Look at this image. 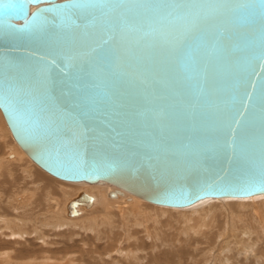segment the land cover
Masks as SVG:
<instances>
[{"label":"water","instance_id":"1","mask_svg":"<svg viewBox=\"0 0 264 264\" xmlns=\"http://www.w3.org/2000/svg\"><path fill=\"white\" fill-rule=\"evenodd\" d=\"M67 2L0 0V109L39 166L176 208L264 194V0L167 36Z\"/></svg>","mask_w":264,"mask_h":264},{"label":"bare ground","instance_id":"2","mask_svg":"<svg viewBox=\"0 0 264 264\" xmlns=\"http://www.w3.org/2000/svg\"><path fill=\"white\" fill-rule=\"evenodd\" d=\"M59 1H64V0H59ZM1 110V109H0ZM2 112V111H1ZM1 113H0V120L2 122V117H1ZM4 117V115H3ZM5 119V118H4ZM6 121V120H4ZM0 122V148H2V144H6V139L4 141V143H2L3 141H1V137L2 135L4 136V133H5V136L9 135L7 129L5 128V126ZM8 125V124H7ZM9 127V126H8ZM10 129V128H9ZM11 131V130H10ZM12 134V132H11ZM13 136V135H12ZM3 138V137H2ZM11 138V137H9ZM14 138V136H13ZM15 139V138H14ZM12 141V140H9V142ZM16 141V140H15ZM17 142V141H16ZM18 144V143H17ZM11 145V143H10ZM6 146L4 147L5 150H7V152L9 154H11L13 151H15L16 153H19L18 150H14V148H11V146ZM19 145V144H18ZM20 146V145H19ZM21 147V146H20ZM22 151L24 152V154H26L35 164L36 166L38 165L24 150L23 148H21ZM1 151V150H0ZM15 154V153H14ZM22 154V153H21ZM20 154V155H21ZM23 154V155H24ZM5 156L2 155L1 157ZM7 156V155H6ZM13 156V155H12ZM10 157V156H8ZM14 157V156H13ZM18 159V158H17ZM26 159V158H25ZM4 160V158H3ZM7 160V159H6ZM5 160V164L2 165L1 164V167H3V169L1 168V170H3L2 174L0 175V187H3V190L5 188V185H10L12 187H14L15 189V192H17V189H19L21 187V184L24 182L25 183V187H24V190L23 192L27 189V191H29V195H30V199L26 202V203H23L22 206V210L20 208L17 209L19 210V212L16 210L17 213V217L18 220L20 219V217H23L25 219H29L26 221L23 219V221H21L22 223H18L17 226L19 225L20 229H19V232L20 234H37V238L36 239H40L41 238H44L42 239L45 244L46 243H50L51 241L49 242H46V237L49 236L51 234H54V236L56 237V235L58 236H62V234H60V231L63 229V227H70V231L71 232H74L72 233L73 236H71V232H70V236L71 238L69 239V242L71 243L72 240H74V245H78L77 247L81 246V249L82 250H88L90 249L91 247V251L92 252H89V254H91V256H93L96 252V250L94 248H97L98 246V243L101 242V241H106V243H109L110 241L114 240L115 237L113 234H115V232H117L118 229L121 230V227L124 226V229L126 228L127 230V235L130 240H133L134 241V245L136 246L134 250H132V246H128L127 248H121L119 251L115 250V249H112L111 251V254H110V257L112 258V260L114 261L117 260L116 257L113 255L117 253H119L121 251L120 254H124L125 256H128L132 259L133 263L134 264H144V259L147 257V264H156L155 262V255L153 253L154 249H155V246H156V242L157 241H160L161 245L160 246H167V247H170L171 249H173V246L175 248V244H177V242L182 245L181 247V251L178 250L179 254H178V257H173V259L171 258L172 256H169L167 254L166 258H165V262H163L164 264H175L174 262V259L178 261L177 264H183V262H181V260H185V259H189L190 256V252L191 250H189L187 247H190L191 245H194L195 244H205V242L209 241V243L211 242V240L213 239V237H215V239L217 240L218 237L221 238L220 240L224 242L225 246L227 245L228 247L231 248V253H233L231 256H228L226 258L230 259V260H233L234 259H238L239 261V258L237 256L240 257V250L237 249L236 252H233L234 249L233 247L235 246V244L233 245L232 243L233 240H229L230 238H233V237H237L236 235H232L231 236H226L229 233H232V228L233 227H236V224L238 222L241 223L242 227H241V231H245L246 232H243L244 234L247 233V236L248 238H246L245 236L243 237V234L242 232H240L242 235H241V240L243 241L244 244L248 245V247L252 250H257L255 248V246L258 245L257 241H258V238L262 239L263 237L261 235L264 236V198H263V201H255L256 199H254V201H252L251 199H243V198H223V199H226L224 200V204H228L227 207H230V208H235V207H240V208H246L248 206V203H244L246 201H252L253 205V211L255 210L256 213L253 214V216H256V217H253L252 220L254 221L255 223V227L253 228L251 225L252 224H249V222L246 223V221L244 220H240L239 219V214L236 213L235 211H232L231 213H227V215L224 214V212H222L220 210V208L218 207V205H212L211 203V200L208 201V200H205L203 201L202 203H200L199 205H197L195 208V210L191 213H182V212H179L177 211L178 209L180 208H176V207H169V206H163L162 205H158V204H154V203H151L143 198H141L140 196H138L137 194L129 191V190H126L123 186H115V185H112V184H109L113 187H117L118 190H116L115 192H113L115 194V196H112L111 194H108L107 193V189L105 188H96L97 191H95L92 187H95V186H91V187H88L85 189V191H87L88 193H93L94 196L92 195H89V196H92L93 197V202H89L88 199L86 197H84L83 199H80L81 195H82V192L79 193L75 198L71 199L68 203H67V200L71 197L70 195L66 194L64 192V189L61 185H58V183H56V181H53L52 178L49 179L51 180L49 183L48 181H45V179H48L46 177H44L42 174H39L41 177L45 178L44 180H41L40 179H36L37 181L41 180V186L39 188H36L35 186L37 185H34V182L31 183V181H25V178H21V181H18V179H14L15 178V174L16 172H20L22 174H26L25 170L23 169L24 166H22V164L20 165L21 167L17 168L16 164L13 165V162L11 161H6ZM11 160V159H10ZM13 160V159H12ZM18 161V160H17ZM2 162V161H0ZM21 162V160H20ZM24 162V161H23ZM19 163V162H18ZM25 165V164H24ZM39 166V165H38ZM40 168H42L41 166H39ZM25 168V167H24ZM43 169V168H42ZM23 170V171H22ZM44 170V169H43ZM38 171V170H37ZM45 172H47L46 170H44ZM1 173V172H0ZM48 174H50L49 172H47ZM35 176H36V173H34ZM51 175V174H50ZM34 176V177H35ZM53 176V175H52ZM55 177V176H54ZM19 178V177H18ZM37 178V177H36ZM42 178V179H43ZM57 178V177H55ZM24 179V180H23ZM28 179V178H27ZM59 179V178H57ZM59 180H62V179H59ZM62 181H65V182H70V181H66V180H62ZM61 181V182H62ZM55 182L56 185H53ZM23 183V184H24ZM53 183V184H51ZM72 183H79V182H72ZM83 183V182H81ZM85 183V182H84ZM88 183V182H87ZM91 184V183H90ZM104 184H108V183H104ZM56 186V187H55ZM98 186V185H97ZM17 188V189H16ZM56 188V189H55ZM22 189V188H21ZM55 189V191H53ZM64 189V190H63ZM68 190V189H67ZM79 191V190H78ZM77 192V191H76ZM75 192V193H76ZM127 193L130 195V197H124V199H121L119 201H109L107 200V196L108 198L110 199H116L120 196H124V193ZM5 193V192H4ZM73 193V194H75ZM110 193V192H109ZM7 194L8 195H11L13 194L12 193H5V195ZM16 194V193H15ZM14 194V195H15ZM264 194H260V195H257V196H263ZM75 196V195H74ZM132 196V197H131ZM10 197H13V196H10ZM252 197H255V196H252ZM247 198H250V197H247ZM255 198H259V197H255ZM80 199V200H79ZM206 199H217V198H206ZM12 200V199H11ZM19 200V199H18ZM76 200H79L80 201V204H78L77 206H74L73 207V210L77 213L76 215H72L71 214V207H70V203L71 201H76ZM97 200V202H96ZM106 201V203H105ZM139 201H142V202H145L143 203L142 206H140V208H142L144 211L146 210V214L143 215L141 213H138V214H135L133 212V209H132V206L131 205H124L125 202H132L134 204V207H135V204ZM202 201V200H201ZM208 203H205L207 202ZM213 201V200H212ZM102 202V203H101ZM200 202V201H199ZM235 202H241V203H235ZM148 203V204H147ZM198 203V202H197ZM102 204V205H101ZM112 204H121V211L122 213H119L117 214L116 212H112L110 214H107L106 213L104 214L103 212V215L100 213V214H97V212H99V210L103 207H105L104 210L108 211L110 208H111V205ZM196 204V203H195ZM236 204V205H235ZM263 204V205H261ZM12 205V208L13 211L15 212L14 210V207H13V204ZM16 205V204H15ZM19 205V204H18ZM194 205V204H193ZM17 206V205H16ZM95 206V207H94ZM137 206V205H136ZM192 206V205H191ZM94 207V208H93ZM103 207V208H104ZM139 207V206H138ZM190 207V206H188ZM217 207V208H215ZM255 207V209H254ZM93 208L92 211L90 212H86L87 210H91ZM186 208V207H184ZM137 209V208H136ZM183 209V208H182ZM248 209V208H247ZM205 210H208L205 212ZM213 210H217V212L221 213L222 217L225 218L226 216L229 217L228 219L230 220L228 222V225L226 227V224H225V221H224V224H219L216 220L217 217H212L210 219H207V215H205L206 213H209L211 214V212ZM234 210V209H233ZM239 210V209H238ZM64 211H65V214H66V218L65 219H68V220H65L63 218H61L60 216L63 217V214H64ZM251 211V210H250ZM205 212V214H204ZM216 212V214H217ZM13 213V212H12ZM109 213V212H108ZM252 213V212H251ZM81 214H83V216L81 218H83L84 216L86 215H89V214H97V215H94L93 216V219L91 221L88 220V223H86V219L87 217H84V225L79 224V222L81 221H76L75 218L73 219H70V218H67V217H79ZM204 214V215H203ZM209 214V215H210ZM8 215V214H7ZM12 215V214H11ZM9 216V215H8ZM14 216V215H13ZM26 216H28L26 218ZM166 216L168 217L170 220H168V222H166V224H162L161 220L162 218ZM217 216V215H216ZM10 217V216H9ZM195 217V218H194ZM250 217V216H249ZM221 218V217H220ZM246 218V217H245ZM8 219V218H7ZM11 219L12 216H11ZM89 219V218H88ZM164 219V218H163ZM226 219V218H225ZM227 219V220H228ZM258 221H257V220ZM15 220V219H14ZM13 220V221H14ZM21 220V219H20ZM55 221V223H53L52 225L48 224L50 221ZM70 220V221H69ZM73 220V221H72ZM83 220V219H82ZM124 220V221H123ZM17 220H15V224L17 223L16 222ZM34 221L36 222L35 225H32L34 224ZM167 221V220H166ZM176 222L178 227H174V231L177 232V234L175 235V237H170V238H166L164 235L165 233L163 232V229L162 228H166V227H172V224L173 222ZM253 221H250V222H253ZM165 222V221H164ZM12 223V222H11ZM27 224V225H26ZM32 226H31V225ZM37 224V225H36ZM152 224L154 225L155 229L154 231L151 232V229H149V226L148 225H151ZM175 224V223H174ZM217 224V225H216ZM38 225H41V226H38ZM221 225V226H220ZM3 226V225H2ZM14 226V225H13ZM175 226V225H174ZM254 226V225H253ZM11 227H12V224H11ZM10 227V224H8L5 228L8 229V230H11L12 228ZM153 227V226H152ZM31 228V230H30ZM52 230V231H49L48 230ZM62 228V229H61ZM60 231H56V230H59ZM68 229V228H67ZM66 229V230H67ZM76 229L79 231H76ZM135 229H138L140 231H137ZM171 229V228H170ZM41 230H46L44 231L43 233L47 234L46 237L43 236V233L41 232ZM153 230V229H152ZM165 230V229H164ZM56 231V232H54ZM63 231V230H62ZM61 231V232H62ZM76 231V232H75ZM173 231V230H172ZM15 232V231H14ZM18 232V233H19ZM22 232V233H21ZM64 232V231H63ZM68 233V232H67ZM119 233V232H118ZM13 234L15 233H11L9 236L12 237ZM136 234V235H135ZM6 233L2 232V235L0 236L2 238V236L6 237ZM183 235H187V238L184 239ZM256 237H253L255 236ZM22 236V235H21ZM35 236V235H34ZM259 236V237H258ZM19 237V236H17ZM29 237V236H28ZM196 237V238H194ZM239 237V236H238ZM0 238V240H1ZM16 238V237H15ZM24 238V236H23ZM34 238V237H33ZM58 238V237H57ZM69 238V237H68ZM245 238V240H244ZM49 240V238H47ZM62 239V238H61ZM65 239V238H64ZM207 239V240H206ZM239 238H235V243L237 244V241H238ZM25 240V239H24ZM63 240V239H62ZM205 240V241H203ZM215 240V241H216ZM6 241V240H5ZM240 241V240H239ZM16 242V241H15ZM40 242V241H39ZM63 242V241H62ZM61 242V243H62ZM68 242V241H67ZM72 242V243H73ZM80 242H82L80 244ZM214 242V240H213ZM212 242V243H213ZM259 242V241H258ZM1 243V242H0ZM21 243V242H20ZM252 243V244H251ZM2 244V243H1ZM41 244H44V243H41ZM44 244V245H45ZM52 244V243H51ZM56 244V243H55ZM68 244V243H66ZM214 244V243H213ZM53 245V244H52ZM59 244H57L58 246ZM190 245V246H189ZM208 245H211L208 244ZM233 245V246H231ZM262 245V244H261ZM43 246V245H42ZM46 246V245H45ZM49 246V245H48ZM56 246V245H55ZM56 246V247H57ZM82 246H85V247H82ZM96 246V247H94ZM159 246V245H158ZM75 247V246H74ZM94 247V248H93ZM121 247V246H120ZM180 246H178L177 249H179ZM247 247V246H246ZM61 248V247H60ZM64 248V247H63ZM223 248V247H222ZM220 248V250L222 249ZM237 248V247H236ZM239 248V247H238ZM244 248V247H243ZM66 249V248H65ZM64 249V251H65ZM168 249V248H167ZM197 249H198V246H197ZM207 249V248H206ZM210 249V248H209ZM212 249L214 248H211L210 251H212ZM229 249V248H228ZM4 250V249H3ZM47 250V249H46ZM49 250V248H48ZM146 250H150L151 252L150 255H145V252ZM157 250V249H156ZM196 250V249H195ZM223 250V249H222ZM230 250V249H229ZM75 251V250H74ZM168 251V250H167ZM175 251V250H174ZM177 251V250H176ZM2 252V251H1ZM53 252V251H52ZM78 252V251H77ZM86 252V251H85ZM88 252V251H87ZM148 252V251H147ZM172 252V251H171ZM194 252V250H193ZM226 252V251H225ZM247 252V250H246ZM252 252V251H251ZM3 253V252H2ZM50 253V252H49ZM71 253V252H70ZM75 253V252H73ZM196 253V252H195ZM194 253V254H195ZM220 253V251H219ZM228 253V252H227ZM226 253V254H227ZM230 253V252H229ZM230 253V254H231ZM43 254V253H42ZM46 254V253H45ZM60 254V253H59ZM72 254V253H71ZM78 254V253H77ZM80 254V253H79ZM78 254V255H79ZM99 254V253H97ZM107 254V253H106ZM105 254V255H106ZM193 254V253H191ZM222 254H223V251H222ZM1 255V254H0ZM51 255V254H50ZM64 255V254H63ZM83 255V254H82ZM113 255V256H111ZM177 255V254H176ZM183 255H187L186 258H184ZM258 255V254H256ZM5 256V255H4ZM33 256V255H32ZM45 256V255H44ZM73 257V255H70ZM81 256V255H80ZM107 256V255H106ZM162 256V255H161ZM189 256V257H188ZM194 256V255H193ZM61 257V256H60ZM65 257V256H64ZM94 257V256H93ZM158 257V256H157ZM63 258V257H62ZM61 258V259H62ZM75 258V256L73 257ZM86 258V257H85ZM100 258V257H99ZM160 258V257H159ZM4 259V258H3ZM7 259V258H5ZM28 259V258H27ZM31 259V258H29ZM28 259V260H29ZM33 259V258H32ZM31 259V260H32ZM35 259H38L37 257ZM41 259V263L44 264V262H42V258H39ZM52 259V258H51ZM60 259V260H61ZM68 259V258H67ZM65 259V261L67 260ZM223 259H225L223 257ZM256 259V257H255ZM34 260V259H33ZM55 260V258H54ZM69 260V259H68ZM72 259H70V262H73V260L71 261ZM76 260V258L74 259ZM90 260V259H89ZM163 260V259H162ZM190 260V259H189ZM219 260V259H218ZM2 261V260H1ZM47 261V260H46ZM64 261V262H65ZM145 261V262H146ZM186 261V260H185ZM225 261V260H224ZM228 261V260H226ZM28 262V261H27ZM26 262V264H28ZM38 262V261H37ZM50 262V260H49ZM47 262V263H49ZM58 262V261H57ZM60 262V261H59ZM94 262V261H92ZM218 262V261H216ZM221 262V261H219ZM9 263V262H8ZM25 263V262H24ZM24 263H21V264H24ZM31 262H29L30 264ZM40 263V262H38ZM46 263V262H45ZM46 263V264H47ZM52 263V262H51ZM55 263V262H54ZM117 263V262H116ZM226 264H228V262H224ZM234 263V262H233ZM241 263L243 264H248V263H245L244 261H242ZM251 263V262H249ZM69 264V262H68ZM73 264V263H72ZM236 264V263H235Z\"/></svg>","mask_w":264,"mask_h":264},{"label":"rangeland","instance_id":"3","mask_svg":"<svg viewBox=\"0 0 264 264\" xmlns=\"http://www.w3.org/2000/svg\"><path fill=\"white\" fill-rule=\"evenodd\" d=\"M0 113L2 114L1 115V119H2V122H1V120H0V122L5 126V128L7 129V131H8V133H9V135L10 136H8L7 137V135L5 136V133H4V136L2 135V137H1V141H3L2 143H4V141L6 140V139H8V140H6L5 142H6V144L4 143V144H2V148H0V161H2V162H0V163H2V165H4L6 162H5V160L6 161H11V162H13V165H15L16 163V166H17V168H19V167H21L20 165L22 164V166H24L23 167V169L25 170V172H26V174H22L21 172H20V174H19V172H16V174H15V178L14 179H18V181H21V178H25V181L27 180L28 182L29 181H31V183H33L34 182V185H37V186H35L36 188H39L40 186H41V180H44L45 178H43V177H41L39 174H42L44 177H46V178H48V179H45V181H48V183L51 181V180H49V179H51L52 178V180L53 181H56V183H58V185H61L64 189H66V190H64V192L66 193V194H68V195H70L71 197L67 200V203L71 200V199H73V198H75L79 193H87V194H89V195H92V196H94V194L93 193H88L87 191H85V189L86 188H88V187H91V186H95V187H92L95 191H97L96 190V188H105V189H107V193L108 194H112L113 192H115L116 190H118L117 189V187L115 188V187H113V186H111V185H109V184H104V183H98V184H90V183H87V182H83V183H81V182H79V183H72V182H65V181H62V180H59V179H57V178H55L54 176H52V175H50V174H48L47 172H45L42 168H40L38 165L36 166V164L26 155V154H24V152L22 151V149H21V147L17 144V142L15 141V139L13 138V136H12V134H11V131H10V129H9V127H8V125H7V122L6 121H4L5 119H4V117H3V113L1 112V110H0ZM9 137H11V138H9ZM9 140H12V141H10L9 142ZM10 143H11V145H12V147L11 148H14V150H18V152L19 153H16L15 151H13L11 154H9L8 152H7V150H5V148L4 147H6V146H9L10 145ZM10 145V146H11ZM15 153V154H14ZM22 153V154H21ZM5 154V156H3V157H1L2 155H4ZM21 154V155H20ZM24 154V155H23ZM7 155V156H6ZM14 157H13V156ZM8 156H10V157H8ZM3 158H4V160H3ZM18 158V159H17ZM26 158V159H25ZM11 159V160H10ZM13 159V160H12ZM18 160V161H17ZM20 160H21V162H20ZM24 161V162H23ZM16 162V163H15ZM19 162V163H18ZM25 164V165H24ZM3 169V167H1V164H0V169ZM38 170V171H37ZM3 170H1L0 172V175L3 173L2 172ZM23 171V170H22ZM34 173H36V176H35V174ZM35 176V177H34ZM19 177V178H18ZM21 177V178H20ZM37 177V178H36ZM28 178V179H27ZM41 178V180H39V181H37L36 179H40ZM43 178V179H42ZM24 180V179H23ZM62 181V182H61ZM1 182V181H0ZM24 183V182H23ZM21 184V187L19 188V189H17V192H15V189H14V187H12V186H10V185H5V188H4V190H3V187H0V236L2 235V232H4V233H6L7 235H6V237L4 236H2V238H1V240H0V242L2 243H0V264H21V263H24V264H26V262L29 264V262H31L30 264H42L41 263V259H39V258H42L43 260H42V262H49V260H50V262L49 263H47V264H68V262H69V264H134L133 263V261H132V259L130 258V257H128V256H125L124 254L122 255V254H120L121 253V251L119 252V253H117V255L116 254H114L113 253V255L116 257V259L117 260H115L114 259V261L112 260V258L110 257V254H111V251H112V249H115V250H117V251H119L121 248H127L128 246H132V250H134L135 249V245H134V241L133 240H130L129 238H127L128 237V235H127V230H126V228L124 229V226H122L121 227V230L120 229H118L117 230V232H115V234H113L114 235V237H115V239L114 240H112V241H110L109 243H106V241H101V242H99L98 243V246H97V248H94V247H96V246H94L93 248L96 250V252H95V254L93 255V256H91V254H89V252H92L90 249H88V250H82L81 249V246H79V247H77L78 245H74V240H72L71 241V243L69 242V239L71 238V236H73V234L72 233H74V232H71L70 231V227L68 226H66V227H63V231L61 232L60 231V229L59 230H56V231H60V234H62V236H58V235H56V237L54 236V234H51L50 235V237L49 236H47V234H45V233H43L44 231H46V230H41V232L43 233V236L44 237H46V242H49V241H51L50 243H46L45 244V242L42 240V239H44V238H41V240L39 239H36L37 238V234H20V232H19V229H20V227H19V225L17 226V224L20 222V223H22L21 221H23V219L24 220H28L29 219V217L28 216H26V218L28 217V219H25L24 217H23V219H22V217H20V219L18 220V218H16L17 217V213L19 212V210H20V208H21V210H22V204L23 203H26L29 199H30V195H29V191H27V189L23 192V190H24V185H25V183L24 184ZM54 183V184H53ZM53 183H51V184H53V185H56V183L55 182H53ZM91 185V186H90ZM98 185V186H97ZM56 187V186H55ZM22 188V189H21ZM56 189V188H55ZM55 189L53 190V191H55ZM68 189V190H67ZM79 190V191H78ZM77 191V192H76ZM12 193L13 192V194H11V195H8L7 196V194L5 195V193ZM76 192V193H75ZM110 192V193H109ZM16 193V194H15ZM73 193H75V194H73ZM124 193V192H123ZM15 194V195H14ZM75 195V196H74ZM10 196H13V197H10ZM95 197V196H94ZM124 197H130V195L129 194H127V193H124V196L122 197V196H120L119 195V197L118 198H116V199H110V198H108V196H107V200H109V201H119V200H121V199H124ZM132 197V196H131ZM255 197H259V198H255ZM255 197H250V198H243V199H251L252 201H254V199H256L255 201L257 202H259V201H263V198H264V195L263 196H255ZM254 198V199H253ZM12 199V200H11ZM19 199V200H18ZM95 199H96V197H95ZM205 200H208V201H210L211 200V203H212V205H218V207L220 208V210L222 211V212H224V214L225 215H227V213H231L232 211H235L236 213H238L239 214V219L240 220H244V221H246V223L247 222H249V224H252L251 226L254 228L255 227V223H254V221L252 220V218L253 217H256V216H253V214L254 213H256V211L254 210L253 211V207H252V205H253V203H252V201L250 200H248V201H246V202H244V203H248V202H250L249 204H248V206L246 207V208H240V207H233V208H230V207H227V205L228 204H224V203H226V202H224V200H226V199H205ZM205 200H202V201H200V202H198V203H196V204H194V205H192V206H190V207H186V208H180V209H178L177 211H179V212H182V213H191V212H193L196 208V206L197 205H199L200 203H202L203 201H205ZM213 200V201H212ZM208 201L207 202H205V203H208ZM72 202V201H71ZM96 202H97V200H96ZM102 203V202H101ZM105 203H106V201H105ZM143 203H145V202H142V201H139V202H137L136 204H135V207H134V204L132 203V202H125V204L124 205H133L132 206V209H133V212L135 213V214H138V213H141V214H143V215H145L147 212H146V210L144 211L142 208H140V206H142L143 205ZM235 203H241V202H235ZM11 204H13V207H14V210H15V212L13 211V209H11L12 208V205ZM17 206H16V205ZM19 204V205H18ZM148 204V203H147ZM102 205V204H101ZM121 204H112L111 205V208L108 210V211H106V210H104L105 209V207H104V205H103V207L99 210V212H97V214H102L103 215V213L105 214L106 213V215L107 214H110L111 213V211L112 212H116L117 214H119V213H122V211H121V206H120ZM137 205V206H136ZM236 205V204H235ZM261 205H263V204H261ZM20 206H22V207H20ZM139 206V207H138ZM95 207V206H94ZM93 207V208H94ZM163 207V206H162ZM93 208L91 209V210H87L86 212H90V211H92L93 210ZM137 208V209H136ZM215 208H217V207H215ZM248 208V209H247ZM17 209H19V210H17ZM234 209V210H233ZM239 209V210H238ZM254 209H255V207H254ZM16 210L18 211V212H16ZM232 210V211H231ZM251 210V211H250ZM206 211H208V210H205V212ZM13 212V213H12ZM103 212V213H102ZM109 212V213H108ZM205 212H204V214H205ZM216 212H217V210H213L212 212H211V214H210V212L209 213H206L205 215H207V219H210V218H212V217H217L216 218V220H218L217 222L219 223V224H224V221H225V224H226V227H227V225H228V222L230 221L228 218L229 217H225V218H223L221 215V213H219V212H217V214H216ZM252 212V213H251ZM10 216H8V215ZM12 214V215H11ZM97 214H89V215H86V216H84V217H87V219H86V223H88V220L89 221H91L92 219H93V216L94 215H97ZM203 214V215H204ZM210 214V215H209ZM14 215V216H13ZM217 215V216H216ZM11 216H12V218L13 219H11ZM83 216V214H81L79 217H67V218H70V219H73V218H75L76 219V221H81V222H79V224L78 225H80V224H82V223H84V224H86L85 222H84V217L83 218H81ZM250 216V217H249ZM61 218H63V219H65L66 218V214H65V211H64V214H63V217L62 216H60ZM65 217V218H64ZM95 217V216H94ZM221 217V218H220ZM246 217V218H245ZM8 218V219H7ZM89 218V219H88ZM92 218V219H91ZM164 218V219H163ZM162 218V220H161V222H162V224L164 223V224H166V222H168V220H170L168 217H166V216H164ZM195 218V217H194ZM17 220L16 222V224H15V220ZM83 219V220H82ZM91 219V220H90ZM228 219V220H227ZM254 219V218H253ZM14 220V221H13ZM65 220H68V219H65ZM167 220V221H166ZM257 220V219H256ZM259 220V219H258ZM257 220V221H258ZM70 221V220H69ZM73 221V220H72ZM124 221V220H123ZM165 221V222H164ZM250 221H253V222H250ZM12 222V223H11ZM171 222H173V221H171ZM35 221H34V224H32V225H35ZM53 223H55V221L53 220L52 222L50 221L48 224H50V225H52ZM175 223V224H174ZM8 224H10V227H11V224H12V229L11 230H8V229H6L5 227L8 225ZM84 224H82V225H84ZM248 224V223H247ZM3 225V226H2ZM14 225V226H13ZM27 225V224H26ZM31 225V224H30ZM31 225V226H32ZM37 225V224H36ZM175 225V226H174ZM217 225V224H216ZM254 225V226H253ZM38 226H41V225H38ZM149 226V229H151V232L152 231H154V229H155V227H154V225L152 224V226L151 225H148ZM172 226H173V228L172 227H164V228H162L163 229V232L165 233V237L166 238H170V237H175V235L177 234V232L176 231H174L175 229H174V227L176 228V227H178V225H177V223L176 222H173V224H172ZM221 226V225H220ZM151 227V228H150ZM241 227H242V225H241V223L240 222H238L237 224H236V227H233L232 228V233H229L228 232V234L226 235V236H231V234L232 235H236L237 237H233V238H230L229 240H233V242L234 243H232L233 245L235 244V246L233 247V249H234V251L233 252H236L237 251V249L238 250H240V257L239 256H237L238 258H239V261H238V259H234V261L233 260H230V259H228V258H226V257H228V256H231L233 253H231V248L230 247H228L227 245L225 246V244H224V242L223 241H221L220 239L221 238H219L218 237V239L216 240L215 239V237H213L212 236V240H211V245H208V244H210L209 243V241H207V242H205V244L206 245H204V243L203 244H195V246L194 245H189L190 247H187L189 250H191V252H190V254H189V256H190V260L189 259H185V260H181V262H183V264H226V263H224V262H228V264H243V263H241L242 261H244L245 263H248V264H264V236L263 235H261L263 238L262 239H260V238H258V241H257V243H258V245L257 246H255V248L257 249V250H252V249H250L249 247H248V245H246V244H244L243 243V241L240 239L241 238V235L243 234V237L245 236L246 238H248V236H247V233H243V232H246V230L245 231H241ZM19 228V229H18ZM68 228V229H67ZM171 228V229H170ZM67 229V230H66ZM165 229V230H164ZM30 230H31V228H30ZM48 230H49V228H48ZM135 230H137V231H140V230H138V229H135ZM173 230V231H172ZM15 231V232H14ZM49 231H52V230H49ZM56 231H54V232H56ZM76 231H79V229L77 230L76 229ZM75 231V232H76ZM19 232V233H18ZM47 232V231H46ZM68 232V233H67ZM70 232H71V236H70ZM119 232V233H118ZM240 232H242V234L240 233ZM11 233H15V234H13V236L12 237H10L9 235L11 234ZM22 233V232H21ZM264 234V233H263ZM22 235V236H21ZM35 235V236H34ZM136 235V234H135ZM17 236H19V237H17ZM23 236H24V238H23ZM29 236V237H28ZM239 236V237H238ZM16 237V238H15ZM34 237V238H33ZM58 237V238H57ZM69 237V238H68ZM183 237H184V239H186L187 238V235H183ZM253 237H256V235L255 236H253ZM259 237V236H258ZM47 238H49V240L47 239ZM63 240H62V239ZM65 238V239H64ZM194 238H196V237H194ZM235 238H239L238 239V241H237V244L235 243ZM25 239V240H24ZM248 239H250V238H248ZM6 240V241H5ZM207 240V239H206ZM213 240H214V242H213ZM216 240V241H215ZM240 240V241H239ZM244 240H245V238H244ZM16 241V242H15ZM40 241V242H39ZM63 241V242H62ZM68 241V242H67ZM203 241H205V240H203ZM21 242V243H20ZM62 242V243H61ZM73 242V243H72ZM214 244H213V243ZM41 243H44V244H41ZM53 245H52V244ZM56 243V244H55ZM66 243H68V244H66ZM82 242H80V244H81ZM157 244H156V246H155V249H154V251H153V253H154V255H155V262H156V264H164L163 262H165V258H166V256H167V254L169 255V256H172L171 258L173 259V257H178V254H179V252H178V250L179 251H181L182 249H181V247H182V245L183 244H181L180 245V243L179 242H177V244H175L176 246H175V248H174V246H173V249H171L170 247H167V246H160L161 245V243H160V241H157L156 242ZM57 244H59L58 246H57ZM252 244V243H251ZM262 244V245H261ZM43 245V246H42ZM49 245V246H48ZM57 247H56V246ZM159 245V246H158ZM233 245H231V246H233ZM75 246V247H74ZM121 246V247H120ZM178 246H180L179 247V249H177L178 248ZM197 246H198V249H197ZM247 246V247H246ZM61 247V248H60ZM64 247V248H63ZM82 247H85V246H82ZM223 247V248H222ZM237 247V248H236ZM239 247V248H238ZM244 247V248H243ZM48 248H49V250H48ZM66 248V249H65ZM168 248V249H167ZM207 248V249H206ZM210 248V249H209ZM211 248H214V249H212V251H210L211 250ZM220 248H222L221 250H220ZM230 250H229V249ZM4 249V250H3ZM47 249V250H46ZM64 249H65V251H64ZM157 249V250H156ZM196 249V250H195ZM75 250V251H74ZM168 250V251H167ZM175 250V251H174ZM177 250V251H176ZM193 250H194V252H193ZM246 250H247V252H246ZM3 253H2V252ZM53 251V252H52ZM78 251V252H77ZM88 251V252H87ZM148 251V252H147ZM172 251V252H171ZM219 251H220V253H219ZM222 251H223V254H222ZM226 251V252H225ZM252 251V252H251ZM50 252V253H49ZM72 254H71V253ZM73 252H75V253H73ZM149 252H151L150 250H146V252H145V255H150V253ZM196 252V253H195ZM228 252V253H227ZM231 254H230V253ZM43 253V254H42ZM46 253V254H45ZM60 253V254H59ZM79 255H78V254ZM97 253H99V254H97ZM107 253V254H106ZM191 253H193V254H191ZM195 253V254H194ZM227 253V254H226ZM51 254V255H50ZM64 254V255H63ZM83 254V255H82ZM107 256H106V255ZM177 254V255H176ZM256 254H258V255H256ZM5 255V256H4ZM33 255V256H32ZM45 255V256H44ZM70 255H73V257L75 256V258H76V260H74L75 258H73L72 256H70ZM81 255V256H80ZM113 255H111V256H113ZM162 255V256H161ZM194 255V256H193ZM228 255V256H227ZM61 256V257H60ZM65 256V257H64ZM158 256V257H157ZM184 256V258H186V256L187 255H183ZM188 256V257H189ZM233 256V255H232ZM38 258V259H35V258ZM63 257V258H62ZM86 257V258H85ZM100 257V258H99ZM160 257V258H159ZM223 257L225 258V259H223ZM255 257H256V259H255ZM4 258V259H3ZM5 258H7V259H5ZM29 258H33L32 260L31 259H28ZM52 258V259H51ZM54 258H55V260H54ZM62 258V259H61ZM69 260H68V259ZM61 259V260H60ZM65 259H67L66 261H65ZM70 259H72L73 260V262H70ZM90 259V260H89ZM163 259V260H162ZM219 259V260H218ZM2 260V261H1ZM47 260V261H46ZM71 260V261H72ZM147 260V257L144 259V264H147L148 262V260ZM225 260V261H224ZM226 260H228V261H226ZM40 262V263H38V262ZM58 261V262H57ZM60 261V262H59ZM65 261V262H64ZM92 261H94V262H92ZM146 261V262H145ZM216 261H218V262H216ZM219 261H221V262H219ZM9 262V263H8ZM44 262V264H46ZM52 262V263H51ZM55 262V263H54ZM117 262V263H116ZM174 262H175V264H177L178 263V261L177 260H175L174 259ZM234 262V263H233ZM249 262H251V263H249ZM166 263V262H165Z\"/></svg>","mask_w":264,"mask_h":264},{"label":"snow or ice","instance_id":"4","mask_svg":"<svg viewBox=\"0 0 264 264\" xmlns=\"http://www.w3.org/2000/svg\"><path fill=\"white\" fill-rule=\"evenodd\" d=\"M233 3H239V0H68L60 7L85 9L98 6L101 10H119L122 17L132 13V20L146 35L167 36L178 28L185 35L198 30L214 14L235 11L228 7ZM261 14L264 17V4H261Z\"/></svg>","mask_w":264,"mask_h":264}]
</instances>
